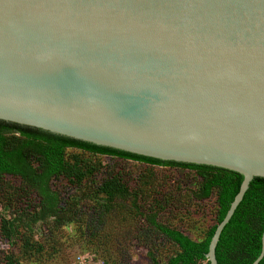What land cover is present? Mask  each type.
I'll return each instance as SVG.
<instances>
[{"label": "water", "instance_id": "water-1", "mask_svg": "<svg viewBox=\"0 0 264 264\" xmlns=\"http://www.w3.org/2000/svg\"><path fill=\"white\" fill-rule=\"evenodd\" d=\"M0 123L241 175L218 264L264 179V0H0Z\"/></svg>", "mask_w": 264, "mask_h": 264}, {"label": "trees", "instance_id": "trees-1", "mask_svg": "<svg viewBox=\"0 0 264 264\" xmlns=\"http://www.w3.org/2000/svg\"><path fill=\"white\" fill-rule=\"evenodd\" d=\"M75 151L71 155L69 152ZM85 155V158L81 156ZM110 157L120 161H133L145 165L146 168L139 179L146 177L150 181L160 173L156 168L185 169L195 173L201 186L194 192L197 199L205 201L215 195L216 224L208 229L204 235L198 230L188 233L178 228L163 225L157 221V215H149L148 227L152 230L150 241L165 240L174 252L161 260L151 249L148 240L147 256L151 264H209L206 259L210 241L217 226L224 220L231 203L238 194L243 177L235 172L176 162H164L110 148L75 141L61 136L49 134L39 130H31L13 125L0 123V182L3 178L10 185V192L19 194L18 199L29 198L36 202L30 218H22L20 223L25 241L21 251V259H30L31 254L43 251L41 244L34 240L33 229L30 224L36 221L52 219L55 224L72 223L76 218L83 223L82 216H86V228L96 231L104 224L106 215L120 202L130 201L135 213L138 212L140 198L144 190L149 189L147 179L142 180L139 187H129L123 181L121 173L110 174L96 186L87 188V198L79 196H64L53 189V182L64 178L71 185L82 188L84 183L100 170V163H93L95 157ZM93 161V162H92ZM149 176V177H147ZM17 185H13V183ZM86 187V186H85ZM140 197V198H139ZM91 202L93 206L89 203ZM169 203V201H167ZM17 210L21 215H28V208ZM15 221L0 225L1 237L13 245L16 230ZM90 229V228H89ZM141 235H148L147 230H141ZM264 233V179L255 178L249 185L242 202L237 207L233 217L224 228L216 247L218 264H252L261 253V239ZM21 260L8 257L7 264H21ZM259 264H264V258Z\"/></svg>", "mask_w": 264, "mask_h": 264}, {"label": "rangeland", "instance_id": "rangeland-1", "mask_svg": "<svg viewBox=\"0 0 264 264\" xmlns=\"http://www.w3.org/2000/svg\"><path fill=\"white\" fill-rule=\"evenodd\" d=\"M75 151L69 152L71 155ZM81 158H85L83 155ZM94 161V162H93ZM93 163L99 162L101 167L91 178L84 183L82 188L71 185L66 179L60 178L53 182V189L64 196H79L87 198V188L96 186L102 179L110 174L121 173L123 181L132 186H138L142 180L140 173L145 165L133 161H120L110 157H95ZM160 173L155 178L149 179V189L144 190L140 198L138 212L132 207L131 202H120L106 215L104 224L96 231L91 232V227L86 228V216H82L83 223H78L77 218L72 223L55 224L52 219L39 220L30 224L33 229L34 240H37L43 251L40 254H31L30 259H21V251L28 252L23 247L25 241L20 223L22 218H30L36 202L29 198L18 199L19 194L12 192L7 195L9 183L3 178L0 182V225L2 222L15 221L16 237L10 244L0 235V264H7L8 257L20 259L21 264H151L147 256L146 242L155 249L153 251L159 259L163 260L174 252L173 247L163 239L150 241L152 230L148 227L147 218L156 214L157 221L169 227L178 228L185 233L198 230L201 235L216 224L217 206L216 197L202 201L194 197V192L201 186L195 173L189 170L173 168H156ZM149 177V176H147ZM13 185L17 183L12 182ZM86 186V187H85ZM139 189H141L139 187ZM18 201L20 208H28V215H21L17 210ZM169 201V203L167 202ZM91 206V202H87ZM22 226V227H21ZM141 230H147L148 235H141ZM204 264V263H202Z\"/></svg>", "mask_w": 264, "mask_h": 264}]
</instances>
